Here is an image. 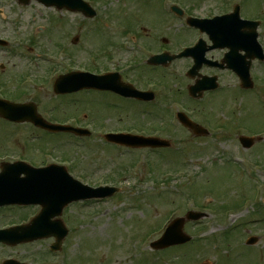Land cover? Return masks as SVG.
Wrapping results in <instances>:
<instances>
[{"label": "rangeland", "instance_id": "374dc122", "mask_svg": "<svg viewBox=\"0 0 264 264\" xmlns=\"http://www.w3.org/2000/svg\"><path fill=\"white\" fill-rule=\"evenodd\" d=\"M111 2L113 3L110 4ZM260 3V0H255V6H259ZM104 5L107 10L119 12L120 2L117 0L116 2L105 0L100 4L98 7L100 15L95 20H85L80 15L68 14L56 9L47 10L37 2L20 6L16 0H0V10L5 11V15L10 18L6 23L0 21V34L11 37L9 40L13 43L8 49L0 48V66L5 67V70L0 71V80L9 79L6 81L7 87H10L12 92L19 89V86L12 81L14 75L27 73L34 81L39 78L43 80V86L37 91L26 88L28 94L19 102L33 100L42 110L56 104L54 107L59 105L60 110L66 105L65 100H70L53 94L54 76L66 69H57L55 59H50V57L55 58L54 50L59 44L60 35L66 30L68 31L63 37L67 45L75 37L82 40L74 47L81 53L78 56L80 63L88 64V58L83 51V44L88 42V38L89 43L102 45L114 37L113 41L118 46L114 48L113 56L118 57L120 64H129L132 53L125 51L131 48L129 44L125 51L120 47L123 43L124 30L119 23L108 18V29L104 24L95 23L107 18ZM74 19L78 23L76 21L72 23ZM8 22L12 25H8ZM84 28L87 30L88 38ZM167 34L168 32L165 33ZM108 63V60L100 62L98 70L113 66ZM174 65L175 74L177 70L181 74L188 66V62L181 60ZM144 69V67L134 69L124 76H128L131 81L137 80ZM255 72L256 79L262 83L263 75L260 68L257 67ZM171 74L170 70L168 73L161 71L154 73L148 68L145 69L142 79L154 80L157 85L155 89L157 100L150 106L128 104L109 94L100 95L95 92H83L81 98L73 100L77 106L88 108L77 110L81 114L89 115H81L84 121H90V116H98L95 110L90 109L91 106L105 103L118 106L122 103L121 107L126 112L115 111L114 114L112 110H107L106 112L112 115L108 118L105 114L97 125L98 127L104 125V128L109 130L134 128L138 123L145 124L151 130L159 123L164 129L159 137L170 139L173 143L172 150L168 153L161 150L118 151L108 146L97 135L89 140L74 142L65 136L48 137L47 134H41L43 140L54 139L47 141L48 144H52L55 139H61L48 154L53 157L51 160L54 162L64 164L69 169L70 166L73 167L74 171L70 170V173L76 179L93 187L111 185L120 187L122 191L110 200L78 203L68 207L62 219L69 229V235L60 253L50 251L54 239L14 248L0 245V264L7 259H16L26 264H154L155 262L157 264H264V202L261 201L264 199V144L255 146L251 154V151L244 150L237 140L239 136L245 134L236 131L238 121L233 124V131L218 134L213 140H195L188 131L175 126L177 124L173 120L171 127L170 119H173L180 104L165 105L164 100L168 93L165 92L164 86L158 85V82L163 79L164 83L168 82L172 94L181 93V98L177 99L184 101L189 110L202 113L203 109L207 108L220 124L232 122L231 109H239L236 119L241 116L242 124L248 128L260 127L264 124V113L260 112L258 102L253 95H242L231 88L232 78L226 74H221L222 89L215 95L205 96L202 101H194L188 97L186 88L191 84L189 80ZM232 97H237V100L234 99V102ZM221 102L226 105L232 102L231 107L228 109ZM141 107L152 113L161 110L157 113L163 118L158 117L153 123L151 117L147 116L149 113L144 112ZM138 111L141 117L134 119V114ZM223 111L224 116H222ZM193 117L196 120L197 118L203 120L196 115ZM26 130L28 128L24 126L0 122V152L14 149L16 159L25 156L38 166L43 165L44 162H53L42 153H30L27 137L20 138V147L15 146L18 135ZM52 146L55 145H43L42 148L47 149ZM252 156L258 157L252 159L253 163L248 161V157L252 158ZM237 157L244 160V163L238 162ZM228 162L238 166L233 165L235 166L233 170L232 166L229 167L231 168L229 171ZM215 165L219 167H214ZM206 170H208L207 176ZM203 176L205 180L201 182ZM168 177L172 179H167ZM197 181L199 187H195ZM186 184L196 192V198H199L196 201L198 206L199 204L216 207L222 205L229 209L225 212V216L223 213L218 214L217 211L218 215L211 213V218L202 224L187 225L185 231L193 241L180 250H171L167 253L151 251L149 245L160 237L162 231L159 233V227L166 224L165 220L168 216L173 213L176 216H183L188 210H197L193 202H188V197L184 196L183 190ZM254 190L259 193L256 198L260 195V200H256L257 202L253 204ZM39 210L38 207L26 208L23 211L21 208L0 209V228L19 222L22 216L32 217ZM151 230L156 232L148 235ZM227 231H231L232 236L228 237V242H224L223 236ZM250 237L258 238V243L253 247L245 244Z\"/></svg>", "mask_w": 264, "mask_h": 264}, {"label": "flooded vegetation", "instance_id": "af4514ba", "mask_svg": "<svg viewBox=\"0 0 264 264\" xmlns=\"http://www.w3.org/2000/svg\"><path fill=\"white\" fill-rule=\"evenodd\" d=\"M90 7L96 9L105 0H84ZM120 2L117 14L123 24L129 21L134 26V31L139 33V37H134V43H138L143 52L152 55L168 53L177 54L183 50H188V55L184 59L188 62L187 72L193 67L194 61L204 56L209 61L202 66L200 73L208 77H221L226 74L232 78L236 86L240 85L239 73L245 69L250 70V74L255 79V70L260 68L263 75L264 84V63L252 61L246 43L253 37V26L251 23H259V42L264 49V0H260L259 6H255V0H117ZM116 2V0H115ZM111 2L110 4H112ZM107 8V7H106ZM68 13V10L63 9ZM175 12L179 17H174ZM99 15V13H98ZM84 17V16H83ZM85 18V17H84ZM10 19L5 15V11L0 10V21L6 23ZM223 20V21H222ZM8 25H12L8 22ZM224 27V29H223ZM230 35L235 45L230 57V63L234 70L223 69L217 64H222L228 54L227 50L220 49L222 44V33ZM68 31V30H66ZM64 31L60 35V42L57 47V55H63L67 61L74 62L78 58L79 51L74 49L82 40L75 38L67 45L63 37ZM168 32L167 35L165 33ZM222 32V33H221ZM166 36V37H165ZM11 37L1 35L0 39L6 40L10 47ZM247 41V42H246ZM239 44V45H238ZM198 45V50H191ZM83 46L84 54L89 58V67L93 68L94 63L106 58V49H94ZM2 48V47H0ZM182 48V49H180ZM143 59V58H142ZM144 60V59H143ZM215 63V64H214ZM225 68L227 63L222 64ZM1 68L5 70L2 65ZM90 70V68H88ZM115 72H119L115 68ZM109 73V71L107 72ZM257 98L264 100L263 92ZM262 104V103H261ZM254 136L259 137L264 134V124L255 127Z\"/></svg>", "mask_w": 264, "mask_h": 264}, {"label": "water", "instance_id": "95a60500", "mask_svg": "<svg viewBox=\"0 0 264 264\" xmlns=\"http://www.w3.org/2000/svg\"><path fill=\"white\" fill-rule=\"evenodd\" d=\"M53 4L59 5L58 0H44ZM231 45V44H229ZM106 82V81H105ZM102 80L88 75H71L70 77L62 78L55 86L56 92L68 93L81 88H102L116 90L126 96L135 95L131 89L116 87L113 83H105ZM151 99L149 95L146 97ZM21 111L15 106H10L5 103H0V113L9 118L14 119L12 112ZM182 122L191 126V124L181 117ZM39 125L48 128L41 122ZM192 127V126H191ZM141 140V141H140ZM140 141V142H138ZM126 145L132 146H168L165 142L145 141L144 139L129 138L119 141ZM4 172L0 175V206L9 204H40L43 207L42 214L27 227L14 230V235H0V242L15 245L20 242H27L39 238L55 236L59 243L66 236L60 221L52 222L51 220L62 214L63 209L73 201L86 199L89 197H104L113 194V190H106L107 194L96 191L93 193L89 189L80 187L66 174L62 168H50L45 170H34L23 164L14 166H6ZM26 177L21 179V175ZM199 214L190 213L186 219L176 221L167 231L163 239L155 244V247L164 248L179 243H185L189 238L182 233V227L186 220H197ZM201 217V216H200ZM15 264V263H10Z\"/></svg>", "mask_w": 264, "mask_h": 264}]
</instances>
